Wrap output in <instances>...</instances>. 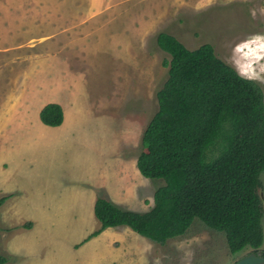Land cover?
I'll return each mask as SVG.
<instances>
[{
    "label": "rangeland",
    "instance_id": "rangeland-1",
    "mask_svg": "<svg viewBox=\"0 0 264 264\" xmlns=\"http://www.w3.org/2000/svg\"><path fill=\"white\" fill-rule=\"evenodd\" d=\"M160 31L188 48L211 43L264 98V59H246L264 45V0H0V112L62 100L82 113L73 136L69 119L63 136L51 131L34 144L19 187L0 194H13L0 205L5 264H233L250 251L231 254L224 234L198 220L164 244L126 226L85 239L99 228L98 196L142 212L162 184L135 165L167 78ZM260 180L264 208V171ZM261 224L264 249V215Z\"/></svg>",
    "mask_w": 264,
    "mask_h": 264
},
{
    "label": "trees",
    "instance_id": "trees-1",
    "mask_svg": "<svg viewBox=\"0 0 264 264\" xmlns=\"http://www.w3.org/2000/svg\"><path fill=\"white\" fill-rule=\"evenodd\" d=\"M157 46L167 78L156 89V110L140 138L139 173L162 180L146 211L125 209L98 196L99 228L126 226L159 244L183 235L193 221L224 234L231 254L245 248L264 257L260 174L264 171V98L257 81L219 58L211 43L188 48L160 31ZM40 121L58 126V103H46ZM4 197H0V205ZM7 257L0 254V264ZM264 264V263H263Z\"/></svg>",
    "mask_w": 264,
    "mask_h": 264
},
{
    "label": "crops",
    "instance_id": "crops-1",
    "mask_svg": "<svg viewBox=\"0 0 264 264\" xmlns=\"http://www.w3.org/2000/svg\"><path fill=\"white\" fill-rule=\"evenodd\" d=\"M9 74V76H13L12 71H10ZM44 83L48 82L44 81ZM32 87L33 86L30 88ZM34 91L35 88L32 89V93ZM58 103H60L63 112V121L58 126H48L40 121L39 111L45 103L30 112L26 109L25 111L19 109L16 113V109H13L12 107L9 113L5 111L0 112V114H3V117H0V134L2 131V135H0V147L4 148L3 151L1 149L3 162L0 163V194H3V196L4 193L11 191V188L14 187V185H17V183L13 181L17 179L15 176L16 174L21 175L22 171L27 174L30 169L28 164L32 160L31 154L33 149L35 150L34 144L43 141L46 138V133L49 134V132L55 131L54 133L58 132V134H60L61 129L63 130V128L66 127L67 120L72 119L74 122L72 127L68 130L72 131L71 136L76 134L75 130H78L77 126L80 125L78 120L82 113H80L78 107L69 105L66 102L63 103L62 100L61 102L58 101ZM63 135L64 134H62V136ZM86 135L87 133L85 136ZM3 164H6L7 166L4 167ZM10 182L12 187L9 186ZM12 195H10V197ZM10 197L4 199L2 203L5 204Z\"/></svg>",
    "mask_w": 264,
    "mask_h": 264
},
{
    "label": "bare ground",
    "instance_id": "bare-ground-1",
    "mask_svg": "<svg viewBox=\"0 0 264 264\" xmlns=\"http://www.w3.org/2000/svg\"><path fill=\"white\" fill-rule=\"evenodd\" d=\"M248 44V46H251L252 45V43L250 42H248L247 43ZM247 44H243V46L244 45H247ZM242 46V45H241ZM247 46V47H248ZM245 47V46H244ZM246 47V48H247ZM249 48V47H248ZM239 50L241 49V47H239L238 48ZM242 50H243V48H242ZM247 58L246 59H248V60H250L251 62L253 61V59H255L254 60V62H258V61H260V59L261 58H263L264 59V45H256L254 48H249L248 50H247ZM250 62V63H251Z\"/></svg>",
    "mask_w": 264,
    "mask_h": 264
},
{
    "label": "water",
    "instance_id": "water-1",
    "mask_svg": "<svg viewBox=\"0 0 264 264\" xmlns=\"http://www.w3.org/2000/svg\"><path fill=\"white\" fill-rule=\"evenodd\" d=\"M264 257L256 254L255 252H249L240 257L233 264H263Z\"/></svg>",
    "mask_w": 264,
    "mask_h": 264
},
{
    "label": "clouds",
    "instance_id": "clouds-1",
    "mask_svg": "<svg viewBox=\"0 0 264 264\" xmlns=\"http://www.w3.org/2000/svg\"><path fill=\"white\" fill-rule=\"evenodd\" d=\"M238 72V71H237ZM240 74V73H239ZM243 76V75H242ZM247 78V77H246ZM249 79H251V78H249Z\"/></svg>",
    "mask_w": 264,
    "mask_h": 264
},
{
    "label": "flooded vegetation",
    "instance_id": "flooded-vegetation-1",
    "mask_svg": "<svg viewBox=\"0 0 264 264\" xmlns=\"http://www.w3.org/2000/svg\"><path fill=\"white\" fill-rule=\"evenodd\" d=\"M249 252H250V251H249ZM249 252H247V253H249ZM247 253H246V254H247ZM258 255H260V254H258Z\"/></svg>",
    "mask_w": 264,
    "mask_h": 264
}]
</instances>
